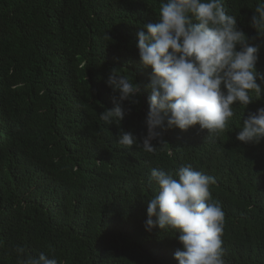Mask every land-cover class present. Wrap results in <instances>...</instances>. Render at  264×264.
I'll return each instance as SVG.
<instances>
[{"label": "trees", "instance_id": "1", "mask_svg": "<svg viewBox=\"0 0 264 264\" xmlns=\"http://www.w3.org/2000/svg\"><path fill=\"white\" fill-rule=\"evenodd\" d=\"M160 2L0 0V264H18L17 245L32 256L54 255L59 264H178L174 233L144 227L154 192L148 171L161 164L171 170L191 164L220 178L210 191L214 201L227 199L226 264H264V140L235 139L264 98L236 107L219 137L182 141L165 130L167 143L152 142L155 153L117 143L120 129L146 135L149 93L139 103L120 102L105 80L117 68L133 82H149L136 33L158 22ZM255 3L224 0V7L260 46L257 69L264 74V36L250 27ZM115 103L126 114L108 125L100 112ZM195 146L207 152L195 156L189 150ZM241 159L256 160L254 174L227 189L223 177Z\"/></svg>", "mask_w": 264, "mask_h": 264}, {"label": "clouds", "instance_id": "2", "mask_svg": "<svg viewBox=\"0 0 264 264\" xmlns=\"http://www.w3.org/2000/svg\"><path fill=\"white\" fill-rule=\"evenodd\" d=\"M253 10L250 27L264 36V0H256ZM157 16V23L144 24L136 33L140 62L151 69L149 82L135 78L133 82L117 68L110 69L105 80L118 92L120 102L139 103L138 97L149 93L146 135L138 138L123 129L117 135L119 145L146 153H155L167 143L162 138L165 130L177 131L182 141L199 135L219 137L236 107L246 110L264 98V74L257 69L260 46L250 42L235 15L226 13L224 0H161ZM125 114L120 103H115L100 112V120L120 124ZM238 129L235 139L244 144L264 140V107L249 112ZM189 150L195 156L207 152L196 146ZM241 160L223 177L227 189L246 184L254 174L256 165L251 163L257 164L256 160ZM148 176L154 192L146 203L145 230L174 233L180 245L174 253L178 264H226L221 204L227 199L214 201L210 191L218 187L220 178L195 170L191 164L176 170L161 164L150 168ZM14 251L18 264H59L45 252L32 256L20 245Z\"/></svg>", "mask_w": 264, "mask_h": 264}]
</instances>
